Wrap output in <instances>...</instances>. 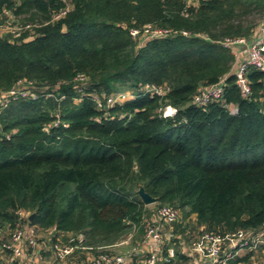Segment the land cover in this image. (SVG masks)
<instances>
[{
  "label": "trees",
  "instance_id": "obj_1",
  "mask_svg": "<svg viewBox=\"0 0 264 264\" xmlns=\"http://www.w3.org/2000/svg\"><path fill=\"white\" fill-rule=\"evenodd\" d=\"M4 12L20 30L0 28V93L17 91L0 106L1 241L32 226L38 241L82 235L92 251L129 235L137 245L150 213L140 186L152 206L180 211L182 263L180 240L261 236L264 73L248 69L244 97L221 42L251 36L264 0H0V25ZM222 77L224 103H190ZM146 84L168 89L150 97L139 93ZM126 89L134 98L107 110L92 98ZM165 105L176 112L162 116ZM255 261L264 264V242L229 263Z\"/></svg>",
  "mask_w": 264,
  "mask_h": 264
},
{
  "label": "built area",
  "instance_id": "obj_2",
  "mask_svg": "<svg viewBox=\"0 0 264 264\" xmlns=\"http://www.w3.org/2000/svg\"><path fill=\"white\" fill-rule=\"evenodd\" d=\"M9 20L1 24V30H9L14 35L19 34L20 26L14 21V15L4 12ZM63 13V12H60ZM60 14L55 15V18ZM148 35H164L169 32L166 29L146 27ZM131 33L136 35L137 29H132ZM147 39V38H146ZM222 45L230 48L236 57V64L232 69L240 93L247 97L250 95V85L248 83L247 71L253 68L264 73V17L249 37L226 38ZM78 79L83 76L79 74ZM225 77L221 78L217 84L205 86L199 85L191 97L190 103L196 107L204 108L210 102L224 103V92L226 89ZM168 88H159L146 84L141 86L139 93L162 96ZM78 92H82L80 89ZM16 90L7 93H0V106L8 101V96H15ZM28 93L22 91L21 95ZM135 93L126 89L111 93L105 97L93 94L92 98L99 110H107L115 104H121L134 98ZM80 100V97L76 98ZM231 112L236 108L227 106ZM162 116H171L176 112V108L170 105L161 107ZM23 215L24 213H20ZM180 216V211L170 205H159L153 210L151 216L143 220L145 226L144 236L137 245H131L126 252H121L119 246L129 244L131 235L117 242L114 245L99 248L92 251L90 247L83 244V236L78 235L75 239L70 238L69 242H43L38 241L35 229L26 226L11 232L6 241L0 240V264H22L25 259H35L30 264H41L45 260L52 261V264H187L177 259L175 248L173 225ZM135 229V226H133ZM264 242V232L260 237H248V234L238 231L231 237H222L218 234L204 233L193 240L190 252H181L189 257L188 264H230L229 260L243 255L248 250L254 249L257 244ZM228 244V247L225 245ZM30 250L28 253L27 250ZM165 250V252H164ZM242 251V252H240ZM47 253V254H46ZM28 254V255H26ZM256 264V261L253 262Z\"/></svg>",
  "mask_w": 264,
  "mask_h": 264
},
{
  "label": "rangeland",
  "instance_id": "obj_3",
  "mask_svg": "<svg viewBox=\"0 0 264 264\" xmlns=\"http://www.w3.org/2000/svg\"><path fill=\"white\" fill-rule=\"evenodd\" d=\"M146 38H148V37H146ZM75 101H78V100H75ZM156 206H152V204L151 205H149V207H148V209L150 210V213H149V216H151L152 215V213H153V210H154V208H155ZM46 233L47 232H43V234H45L46 235ZM192 243H193V239H191L189 242L187 241V245H185L183 248H184V251H186L187 253H189L190 252V247H191V245H192ZM131 246V244L129 243V244H124V245H122V246H119L120 247V251L121 252H126L128 249H129V247ZM28 251V253H30L29 251V249L27 250ZM240 252H242V251H240ZM26 255H28V254H26ZM31 261V259L28 257V263ZM25 264V263H24Z\"/></svg>",
  "mask_w": 264,
  "mask_h": 264
},
{
  "label": "water",
  "instance_id": "obj_4",
  "mask_svg": "<svg viewBox=\"0 0 264 264\" xmlns=\"http://www.w3.org/2000/svg\"><path fill=\"white\" fill-rule=\"evenodd\" d=\"M137 194L145 205H151L157 201L156 198H154V197L150 196L148 193H146L144 191L143 187H141V186L138 188ZM33 215H34V213H31L29 215V219H31L33 217Z\"/></svg>",
  "mask_w": 264,
  "mask_h": 264
},
{
  "label": "crops",
  "instance_id": "obj_5",
  "mask_svg": "<svg viewBox=\"0 0 264 264\" xmlns=\"http://www.w3.org/2000/svg\"><path fill=\"white\" fill-rule=\"evenodd\" d=\"M185 245H187V243H186V242H182V240H180V244H179V246H178V248H179V250H180V253H181V252H184V248H183V247H184ZM119 249H120V247H119ZM46 254H47V253H46ZM181 254H182V253H181ZM182 255H183V254H182ZM184 256H185V255H184ZM186 257H187V259H188V260L186 261V263L188 264V262H189L190 259H189L188 256H186ZM31 260H32V262H35V259H34V258L31 259ZM24 263H25V264H30V262H29V263L27 262V259H25L24 262H22V264H24ZM39 263H41V264H52V261H49V262H48V260H45L44 262H39Z\"/></svg>",
  "mask_w": 264,
  "mask_h": 264
}]
</instances>
